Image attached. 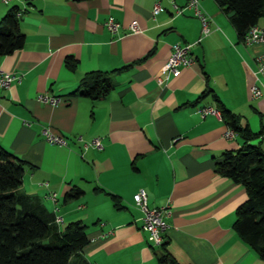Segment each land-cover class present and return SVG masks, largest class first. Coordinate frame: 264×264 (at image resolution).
Returning a JSON list of instances; mask_svg holds the SVG:
<instances>
[{"label": "crops", "instance_id": "obj_1", "mask_svg": "<svg viewBox=\"0 0 264 264\" xmlns=\"http://www.w3.org/2000/svg\"><path fill=\"white\" fill-rule=\"evenodd\" d=\"M186 2L0 0V20L17 8L24 34L21 48L0 56V69L19 76L0 88V145L26 161L21 188L62 217L60 229L84 224L88 241L81 254L91 264H160L165 251L178 264H264L233 228L245 187L215 171L223 152L244 139L226 138L230 126L221 116L196 111L219 106L259 131L264 73H257L256 57L264 42L240 40L215 0H200L209 21L203 34L191 8L175 11L174 3ZM109 17L118 22L115 32L105 25ZM133 21L138 31L130 30ZM184 43H192L194 62L159 83L172 46ZM96 71L113 84L106 95L72 93ZM253 83L259 98L250 97ZM40 94L61 102L52 105ZM43 126L67 144L46 141ZM93 138L102 148L84 149ZM252 142L264 149V137ZM73 188L81 193L67 198ZM140 189L150 206L170 205L164 245L148 242L141 227L133 200Z\"/></svg>", "mask_w": 264, "mask_h": 264}, {"label": "trees", "instance_id": "obj_2", "mask_svg": "<svg viewBox=\"0 0 264 264\" xmlns=\"http://www.w3.org/2000/svg\"><path fill=\"white\" fill-rule=\"evenodd\" d=\"M215 1L229 15L240 40L264 16V0ZM17 11L12 7L0 20V56L24 44ZM112 85L107 73L96 71L84 76L72 93L98 99ZM218 109L221 118L244 142L238 149L223 152L215 161V171L245 187L246 198L236 209L233 228L264 259V149L259 142H252L264 137V121L253 133L247 125L239 124L237 115L219 106ZM26 165L25 160L0 145V264H91L81 254L88 241L84 224L76 221L60 229L55 212L38 195L22 190ZM80 193L81 189L73 188L66 197ZM159 262L178 264L168 251Z\"/></svg>", "mask_w": 264, "mask_h": 264}, {"label": "built area", "instance_id": "obj_3", "mask_svg": "<svg viewBox=\"0 0 264 264\" xmlns=\"http://www.w3.org/2000/svg\"><path fill=\"white\" fill-rule=\"evenodd\" d=\"M4 3H8L11 0H1ZM173 7L176 12H181L184 7L191 8L193 14L198 17L202 24V33L207 34L209 32V21L206 14L202 11L200 6V0H187L185 6L180 7L173 4ZM160 9L159 4H155L154 13L158 12ZM18 15V12H17ZM106 27L111 32H115L118 28V22H116L112 17H109L105 22ZM130 30L132 32L138 31L139 26L136 21H133L130 24ZM245 44H253L256 42H264V24H255L251 26L247 33L245 34L243 40ZM192 43L184 44H174L172 46V51L170 56L165 64L166 76L158 77L157 80L159 83H163L169 76H177L180 73V69L184 66H188L194 62V57L191 52ZM257 61V73H264V53L259 54L256 57ZM14 79H19V76L14 75L13 73L6 72L0 69V88H9ZM250 97L252 99L259 98L262 95L260 87L253 83L250 88ZM39 100L48 102L52 105H57L61 102V98L58 96H51L49 94H40L38 96ZM200 116L204 117L207 114H214L217 116L220 115V111L215 105H205L198 107L196 110ZM42 133L44 138L49 143H54L58 145H66L67 140L63 135L53 132L48 126L42 127ZM236 135V131L232 128H228L224 132L226 138H232ZM81 139V137H79ZM89 146L95 148H102V143L99 138H93L89 141H84L83 148L87 149ZM50 197L56 199V194L51 193ZM134 203L142 212V229L146 231L147 240L154 245H162L165 242L164 231L168 227L167 217L171 213L170 205L165 204L163 206L154 207L148 204L147 193L144 189L138 190L133 195ZM54 210H57V206L54 207ZM55 220L58 224L62 222V217L56 215Z\"/></svg>", "mask_w": 264, "mask_h": 264}]
</instances>
